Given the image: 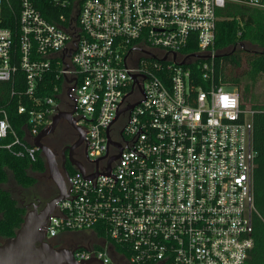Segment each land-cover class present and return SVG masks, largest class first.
<instances>
[{
    "label": "built area",
    "instance_id": "built-area-1",
    "mask_svg": "<svg viewBox=\"0 0 264 264\" xmlns=\"http://www.w3.org/2000/svg\"><path fill=\"white\" fill-rule=\"evenodd\" d=\"M50 1L54 21L39 0H0V81L22 71L24 93L34 97L46 72L60 79L41 100L50 108H37V98L32 108L17 107L28 110L27 131L48 124L66 101L86 129L84 172L75 168L66 179L47 237L89 230L129 264H246L253 111L241 106L239 88L215 83L213 44L221 8L264 11V0ZM8 13L15 28L2 24ZM193 44L194 52L183 51ZM15 145L17 156L35 159L37 148L2 111L0 147ZM74 257L116 264L107 248L81 244Z\"/></svg>",
    "mask_w": 264,
    "mask_h": 264
},
{
    "label": "trees",
    "instance_id": "trees-1",
    "mask_svg": "<svg viewBox=\"0 0 264 264\" xmlns=\"http://www.w3.org/2000/svg\"><path fill=\"white\" fill-rule=\"evenodd\" d=\"M38 7L41 13L49 20L56 19L58 8L50 0H39ZM3 21L5 26H13L14 15ZM214 39V81L216 84L239 88L246 80L254 85L264 77V11L245 6L227 4L218 11ZM195 45H188L185 52H194ZM24 73L17 71L8 81H0V118L5 112L11 127L22 139L25 131L30 128L28 110L18 112L20 104L27 109L34 105V98L43 100L46 96H53V87L59 85L54 70L46 72L38 82L34 97L24 93ZM247 88V86H246ZM241 106H248L242 99ZM50 108V105L41 101L37 108ZM253 111L252 143L256 150L253 176V194L255 211L252 215L253 245L249 251L246 264H264V104L253 101L249 106ZM43 125L39 126L40 130ZM11 133L4 139L9 142ZM19 147L10 149L0 147V238L12 236L22 222L25 208L20 206L10 191L3 184L8 181L10 172L14 181L21 187H30L36 182L34 173L45 169L39 151L35 150V159L27 156H17L14 152ZM118 250L120 246L114 244Z\"/></svg>",
    "mask_w": 264,
    "mask_h": 264
},
{
    "label": "flooded vegetation",
    "instance_id": "flooded-vegetation-1",
    "mask_svg": "<svg viewBox=\"0 0 264 264\" xmlns=\"http://www.w3.org/2000/svg\"><path fill=\"white\" fill-rule=\"evenodd\" d=\"M55 113L58 114L56 123L47 133L40 137L39 142L42 143L51 153L57 169L64 179L65 187L67 188L66 179L74 171L76 166L72 164L71 161L73 160L81 163L88 159L85 140L86 129L75 120L74 112L72 111L68 101H66L62 107H55V111L52 115ZM125 116L115 125L114 132L117 135H122V129L126 124ZM36 133L31 136L27 135L26 140L32 143L33 136ZM122 147L121 143L116 144L118 151H120ZM39 155L44 162V156L40 153V151ZM117 157L118 154L112 155L108 159V162L113 163ZM44 166V171L38 173L33 172L34 175L43 178L42 182L36 179V182L30 187L19 186L20 192L18 191V193H21L22 191L23 195L22 198L18 200V203L25 209L36 207L38 211L43 210L48 205L49 201L57 195V187L53 179L50 177L47 164L44 163ZM88 237L89 234L84 231L59 232L56 236L50 239V243L55 248L76 249L81 246V241L87 239ZM3 239L4 238H1L0 242ZM118 259L122 260L121 258Z\"/></svg>",
    "mask_w": 264,
    "mask_h": 264
},
{
    "label": "water",
    "instance_id": "water-1",
    "mask_svg": "<svg viewBox=\"0 0 264 264\" xmlns=\"http://www.w3.org/2000/svg\"><path fill=\"white\" fill-rule=\"evenodd\" d=\"M55 107L58 108V105H55ZM57 118L58 114H53L50 122L33 136V142L31 143L44 156V163L47 164L50 177L57 187V195L49 201L43 210L38 211L36 207L25 210L22 222L14 234L5 237L0 242V264H104L97 257L77 260L74 257L75 248H55L50 243L51 238L46 235L49 215L54 211L56 202L67 195L64 179L59 173L51 153L39 142L40 137L54 126ZM29 135L33 134L29 133ZM24 137H27V133H25ZM71 163L76 165L75 168L81 173L84 172L80 163L73 160ZM94 175L96 173L85 175V177L89 178Z\"/></svg>",
    "mask_w": 264,
    "mask_h": 264
},
{
    "label": "rangeland",
    "instance_id": "rangeland-1",
    "mask_svg": "<svg viewBox=\"0 0 264 264\" xmlns=\"http://www.w3.org/2000/svg\"><path fill=\"white\" fill-rule=\"evenodd\" d=\"M241 95H242L243 101L248 106L253 101L264 104V77H261L259 81L255 83L254 85H250L248 84L246 80H244L241 83ZM58 102H59V99L56 98L54 104ZM25 132L27 133V135H29V132L27 130ZM35 178L40 182H42L43 180V178L37 175H35ZM3 187H5L8 191H10L12 196L16 200H19L20 198H22L23 192L21 191V193H18V191L20 192L19 185L14 181L10 172H8V181L5 184H3ZM94 248H98V247L95 246ZM113 260L115 261L116 264H126L125 262H123L122 260L116 257H114Z\"/></svg>",
    "mask_w": 264,
    "mask_h": 264
},
{
    "label": "crops",
    "instance_id": "crops-1",
    "mask_svg": "<svg viewBox=\"0 0 264 264\" xmlns=\"http://www.w3.org/2000/svg\"><path fill=\"white\" fill-rule=\"evenodd\" d=\"M26 133V132H25ZM84 232L89 234V237L85 240H82L80 244L85 245L86 247H98V248H107L109 252H111L112 257L119 258L115 252H113L112 245L106 242L103 238L97 237L94 232L85 230ZM126 264H129L127 261L123 260Z\"/></svg>",
    "mask_w": 264,
    "mask_h": 264
}]
</instances>
